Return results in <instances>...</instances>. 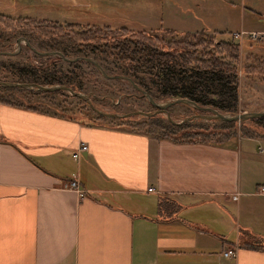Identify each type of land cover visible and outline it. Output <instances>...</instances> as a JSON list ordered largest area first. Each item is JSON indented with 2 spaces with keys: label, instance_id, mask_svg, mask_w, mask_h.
I'll return each instance as SVG.
<instances>
[{
  "label": "crops",
  "instance_id": "obj_1",
  "mask_svg": "<svg viewBox=\"0 0 264 264\" xmlns=\"http://www.w3.org/2000/svg\"><path fill=\"white\" fill-rule=\"evenodd\" d=\"M261 187L264 136L179 143L0 103V264H264Z\"/></svg>",
  "mask_w": 264,
  "mask_h": 264
},
{
  "label": "rangeland",
  "instance_id": "obj_2",
  "mask_svg": "<svg viewBox=\"0 0 264 264\" xmlns=\"http://www.w3.org/2000/svg\"><path fill=\"white\" fill-rule=\"evenodd\" d=\"M0 14L63 24L145 30L158 33L166 39L170 37L158 32L160 27L175 30L178 34L198 33L206 28L212 33L206 32L214 43L220 40L232 41L231 36L243 30L264 31V0H0ZM233 42L239 45L241 54L237 113L264 111V43ZM49 45L46 39L30 37L28 41L20 33H3L0 36V81L44 84L49 79L64 85L82 87L80 92L88 95L97 109L112 114L124 115L136 111L154 113L157 110L149 99L127 81H115L112 74L116 68L112 57L95 53L87 46H69V57L66 58ZM251 66L260 68L263 74L246 75L245 69ZM37 93L11 88H2L0 91L1 97L9 101L52 112H65L70 117L97 125L113 127L125 123L129 125L126 128L132 130L130 127L146 123L149 128L142 132L147 133L157 123H170L166 115H159L154 121L142 116H134L128 122L123 119L112 122L108 118L98 121L100 115L77 97L68 93ZM170 101L173 100L158 103ZM169 113L177 123L205 115L185 104L171 107ZM187 123L190 125L188 128L166 130V136L170 140L183 142L186 141V134L197 133L212 135L213 141H218L220 135L225 138L235 133L242 134L244 129L258 133L259 137L264 136V124L256 120L229 124L193 119ZM201 141L197 139V142Z\"/></svg>",
  "mask_w": 264,
  "mask_h": 264
},
{
  "label": "trees",
  "instance_id": "obj_3",
  "mask_svg": "<svg viewBox=\"0 0 264 264\" xmlns=\"http://www.w3.org/2000/svg\"><path fill=\"white\" fill-rule=\"evenodd\" d=\"M7 32L20 33L28 41L30 37L46 39L50 43V48L63 53L66 58L69 57V46H87L92 48L95 53L112 57L116 68V72L112 76H123L133 80L140 89L149 94L156 102L188 99L203 107L216 109L221 113L236 114L238 111L241 54L239 45L233 40H220L214 43L205 31L178 34L175 30L160 27L158 32L170 37V39H166L158 33L145 30L133 31L124 27L111 28L95 25L63 24L50 20L31 17L14 18L0 14V36ZM208 37L209 39H207ZM104 70L108 69L104 68ZM244 72L246 75L263 74V70L252 66L246 68ZM115 81L120 80L115 79ZM43 83L32 84L41 86L64 85L62 82H52L49 79ZM65 86L78 93L82 91V87ZM1 90L2 87H0ZM22 90L32 93L38 91L37 94L45 92L34 89ZM49 93L66 94L67 92ZM0 103L25 105L34 110L41 109L9 101L1 95ZM59 114L63 117L75 118L68 116V113L65 112ZM158 116L145 118L154 121ZM98 119V121L106 120L105 117L101 116ZM129 119H123V121L128 122ZM113 120L115 119H112V122ZM256 122L264 124V118L256 120ZM227 123L236 124L234 122ZM242 123L244 124V122ZM127 126L129 127L128 124L121 123L113 127L126 128ZM148 126L146 123H140L130 128H132V132L158 139H170L169 136H166V130L185 129L190 125L188 123L180 126L170 123H157L147 133L142 132V130L148 129ZM241 133H235L225 138L220 135L218 141H213L212 135L186 134V141L179 143L197 142V139H201L202 143H219L237 135L249 138L260 136L258 133H252L246 131V129Z\"/></svg>",
  "mask_w": 264,
  "mask_h": 264
},
{
  "label": "water",
  "instance_id": "obj_4",
  "mask_svg": "<svg viewBox=\"0 0 264 264\" xmlns=\"http://www.w3.org/2000/svg\"><path fill=\"white\" fill-rule=\"evenodd\" d=\"M94 64L97 66L96 63H94ZM99 69L101 70L100 67H99ZM114 79L127 81L130 85H132V87L135 90L140 92L143 97L149 99L151 104L154 107H156L157 110L154 113H145L142 111H136V112L128 113V114H124V115L107 113V112H104V111L97 109L94 106L93 102L90 100L88 95L75 92L72 88L65 86V85L41 86V85H36V84H32V83L0 81V87H2V88L34 89V90L45 91V92L64 91V92H67L74 97H77V98L85 101L95 113H97L98 115H100L102 117L108 118V119H129V118H132L134 116H143V117L150 118V117H154L157 115H166L171 124L180 126V125H183L187 122L192 121L193 119H202V120H206V121L242 123V122L259 120V119L264 118V111L245 112V113H237V114L221 113L216 109H213L210 107H203V106H201V105H199V104H197L191 100H188V99H176V100L161 104V103L156 102L149 94H147L142 89H140L133 82V80L126 78V77H123V76H117V77H114ZM180 104L189 105L192 108H194L195 110H197L198 112L205 113V115H198L195 118H189L184 122L177 123L171 118L170 113H169V109L173 106L180 105Z\"/></svg>",
  "mask_w": 264,
  "mask_h": 264
},
{
  "label": "built area",
  "instance_id": "obj_5",
  "mask_svg": "<svg viewBox=\"0 0 264 264\" xmlns=\"http://www.w3.org/2000/svg\"><path fill=\"white\" fill-rule=\"evenodd\" d=\"M232 40L238 43H244L245 41H252V42H262L264 43V31H241L239 33H234L232 36ZM82 150H87L86 146L82 147ZM66 187L72 190L80 191V184L76 181H69L66 184ZM149 192H153V189H149ZM259 193L264 195V187H261ZM239 198V194L233 197V200L237 201ZM224 256L227 258H236L237 251L236 250H229L224 253Z\"/></svg>",
  "mask_w": 264,
  "mask_h": 264
}]
</instances>
